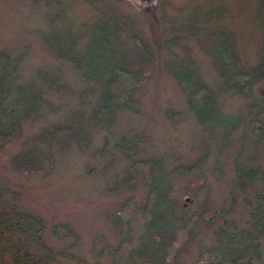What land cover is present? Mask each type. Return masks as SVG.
<instances>
[{
    "label": "rangeland",
    "instance_id": "obj_1",
    "mask_svg": "<svg viewBox=\"0 0 264 264\" xmlns=\"http://www.w3.org/2000/svg\"><path fill=\"white\" fill-rule=\"evenodd\" d=\"M257 1L0 0V48L8 52L13 69L6 100L12 101L18 90H39L41 96L37 105L21 109L20 129L0 142V193L43 216L42 236L64 264H110L109 246L118 239L110 213L130 192L138 201L145 198L147 183L134 170V187L109 189L132 169L116 144L123 134L137 141L139 155L155 157L158 182L165 168L200 153L202 124L171 71L186 49L194 55L200 77L213 87L221 111L246 121L240 162H249L254 152L264 162V150L255 140L247 113L248 100H264V77L253 70L251 95L244 96L226 80L227 73L216 71L198 41V34L217 21L224 23L235 31L241 65L252 69L261 48ZM94 32L106 39L102 55L108 60L144 71L130 100L109 106L102 114L101 80L85 76L82 66L68 55L78 57ZM96 48L93 43L94 52ZM59 122L71 124V135L63 142L42 137L44 128ZM255 186L253 182L237 186L236 201L226 213L211 221L194 219L191 234L177 251L181 264H201L199 248L215 240L214 226L224 214L238 225L249 223L247 210ZM205 190L203 177H193L188 194L178 202V212L190 214ZM55 222L72 231L54 233ZM158 237L154 229L148 232L149 240ZM257 241L252 264H264V235ZM137 261L148 264L141 257Z\"/></svg>",
    "mask_w": 264,
    "mask_h": 264
},
{
    "label": "trees",
    "instance_id": "obj_2",
    "mask_svg": "<svg viewBox=\"0 0 264 264\" xmlns=\"http://www.w3.org/2000/svg\"><path fill=\"white\" fill-rule=\"evenodd\" d=\"M257 9L262 15L261 48L252 69L241 65L235 31L224 23L217 21L200 35L196 32L216 71L227 73L226 80L246 97L251 95L253 70L264 77V0L257 1ZM135 40L148 51L145 42L136 36ZM93 43L97 46L95 52ZM105 47L103 34L96 36L94 32L78 57L68 54L74 63L82 66L85 76L94 75L101 80L98 107L101 114L109 106L128 102L144 76L142 69L108 60L102 55ZM186 51L178 57V65L171 71L202 124V149L194 159L165 168L158 182L153 172V155H139L137 141L125 134L116 141L132 169L116 178L109 186L110 191L134 187V171L142 174L148 187L143 201H138L130 192L120 201L118 209L110 213L118 229L117 241L109 246L110 264H139L140 257L148 264H181L177 251L191 234L194 219L202 217L211 221L216 215L229 211L236 201L235 188H244L248 182L256 185L254 199L249 201L247 210L249 223L238 225L233 217L224 214L222 221L214 226L215 240L199 248L198 259L201 264H252V249L258 246L257 238L264 235V162L258 160L256 152L250 154L249 162H240L238 155L246 121L240 115L221 111L213 87L200 77L194 55ZM12 78L9 54L0 48V142L20 129L21 109H29L41 99L39 90H18L12 101H7ZM247 106L248 122L255 140L264 150V100L261 97L250 99ZM72 131L71 124L59 122L44 128L41 135L63 142ZM197 175L203 177L206 190L200 205L184 215L177 210L178 202L188 194L190 181ZM43 227L40 213L20 207L12 197L0 193V264H64L43 238ZM52 229L57 234L72 231L63 222H55ZM153 229L159 237L149 240L148 232Z\"/></svg>",
    "mask_w": 264,
    "mask_h": 264
}]
</instances>
